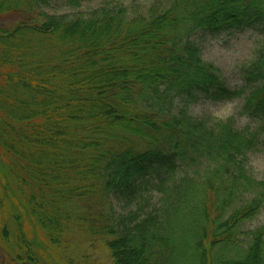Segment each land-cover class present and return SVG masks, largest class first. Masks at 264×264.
Here are the masks:
<instances>
[{"label":"trees","instance_id":"1","mask_svg":"<svg viewBox=\"0 0 264 264\" xmlns=\"http://www.w3.org/2000/svg\"><path fill=\"white\" fill-rule=\"evenodd\" d=\"M84 1L0 0V16H17L0 25V148L20 194L10 258L41 264L42 249L82 227L113 264H264V222L239 236L264 207V180L249 168L264 130V44L242 89L203 58L196 35H264V0L59 10ZM241 96L239 113L259 129L190 108ZM10 237L0 218V243ZM239 241L234 254L212 252Z\"/></svg>","mask_w":264,"mask_h":264},{"label":"rangeland","instance_id":"2","mask_svg":"<svg viewBox=\"0 0 264 264\" xmlns=\"http://www.w3.org/2000/svg\"><path fill=\"white\" fill-rule=\"evenodd\" d=\"M106 1H121L130 3L132 0H87L80 6L68 8L61 4L59 10L81 11L96 7ZM144 6H149L153 2H163L166 4L169 0H138ZM17 21V16L13 13H6L0 16V25L12 26ZM202 46L203 58L215 64L225 81L231 87H240L244 89L242 75L246 66L256 57L259 49L264 44V35L252 28L241 30L225 31L217 35L199 33L196 34ZM247 92V89L244 90ZM243 96L223 101H214L200 99L193 103L190 108L192 113L200 116H210L211 118H224L234 114L237 119V125L258 128L261 125L260 120L252 119L239 113ZM260 143L257 148L249 154V168L251 174L258 180H264V130L259 129ZM0 148V158L4 161L1 164L0 171V218L11 230V237L8 241L0 243V264H15L7 251L13 247L14 221L13 213H19L20 194L17 190L16 182L7 172V157ZM3 172V173H1ZM81 204L72 205L75 210L81 208ZM231 211V208L227 210ZM264 222V207L253 218L246 220L240 227V238L247 240L246 231ZM27 234L29 238L44 239V233L39 226L27 224ZM239 241L235 246H218L212 252H223L225 254H234L238 250L245 248L246 242ZM41 264H113L110 252L99 237H90L82 227H72L62 236V242L59 245L47 247L41 251ZM186 264H192L187 261Z\"/></svg>","mask_w":264,"mask_h":264}]
</instances>
